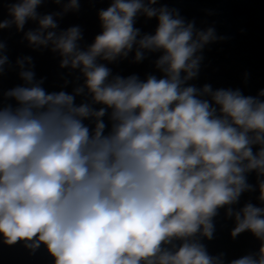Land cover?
I'll return each mask as SVG.
<instances>
[{"label": "clouds", "instance_id": "clouds-1", "mask_svg": "<svg viewBox=\"0 0 264 264\" xmlns=\"http://www.w3.org/2000/svg\"><path fill=\"white\" fill-rule=\"evenodd\" d=\"M55 2L60 11L41 15L43 0H14L0 20L18 32L35 22L24 32L29 46L58 53L82 81L48 92L32 58L16 60L23 84L5 90L0 106V241L43 244L53 264H225L200 242L213 238L224 208L233 238L248 231L260 241L228 264H264V206L232 207L254 190L250 172L264 205V89L246 96L187 83L198 53L227 37L157 0H111L98 12L100 33L81 48V28L58 30L56 19L79 0ZM138 15L156 18L152 34L134 26ZM6 47L0 41V74ZM157 52L160 78L113 75L100 62Z\"/></svg>", "mask_w": 264, "mask_h": 264}, {"label": "water", "instance_id": "water-1", "mask_svg": "<svg viewBox=\"0 0 264 264\" xmlns=\"http://www.w3.org/2000/svg\"><path fill=\"white\" fill-rule=\"evenodd\" d=\"M14 0H0V20L7 16L4 7L6 3ZM111 0H79V10L69 11L58 20V30H64L78 25L82 30L81 48L90 44L93 38L100 33L101 27L98 12L106 9ZM167 5L169 8L179 10L186 22L194 20L197 29H205L214 26L218 35L226 36L225 40L210 42L202 50L203 59L200 62L198 75L188 84L197 88L205 84L217 88H239L246 96H257L264 89V0H157V7ZM61 5L55 0H43L37 11L41 14H49L60 11ZM155 17L147 18L138 15L134 26L141 34H152L156 27ZM33 21H28L23 31H16L15 27L0 29V41L6 44V55L9 65L5 66V72L0 74V106H3L5 90L17 85H22L16 66V60L30 56L33 62V71L36 80L42 81V87L48 91L64 90L71 92L81 83L77 80L78 70L60 67V56L50 48H32L24 39V32L36 28ZM160 53H146L145 58L136 62L133 53L127 58L114 62L100 61L111 69L113 75L128 76L136 74L141 80L147 75L161 77V73L155 68L154 61ZM67 81V85H65ZM82 97H77V103ZM12 102V101H8ZM99 107V106H97ZM107 122V117H105ZM87 123V122H86ZM258 146H253V151ZM247 182L253 185L252 191L241 194L239 202L232 205L234 209L243 207L246 203L255 206L261 205L257 199L259 190L255 172L247 174ZM215 231L212 239L201 237L200 242L206 246L210 255L224 254L225 264L233 259L246 254L256 252L260 241L251 232L245 231L235 238L231 236V230L235 226L234 219L225 215V209L221 208L213 218ZM178 243V242H177ZM0 264H53V258L47 252L43 244L30 250L24 247L23 242L7 245L0 241Z\"/></svg>", "mask_w": 264, "mask_h": 264}]
</instances>
